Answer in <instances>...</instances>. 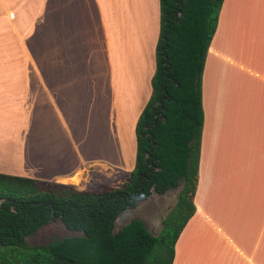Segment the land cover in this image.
Returning a JSON list of instances; mask_svg holds the SVG:
<instances>
[{
    "label": "crops",
    "instance_id": "1",
    "mask_svg": "<svg viewBox=\"0 0 264 264\" xmlns=\"http://www.w3.org/2000/svg\"><path fill=\"white\" fill-rule=\"evenodd\" d=\"M6 23L38 36H0V120L14 131L0 134V173L84 187L132 171L160 0H0ZM202 102L196 210L173 264H264V0L223 1Z\"/></svg>",
    "mask_w": 264,
    "mask_h": 264
},
{
    "label": "trees",
    "instance_id": "2",
    "mask_svg": "<svg viewBox=\"0 0 264 264\" xmlns=\"http://www.w3.org/2000/svg\"><path fill=\"white\" fill-rule=\"evenodd\" d=\"M224 0H160L152 94L137 122V157L120 187L74 185L0 173V264H173L195 213L204 122L202 80ZM181 190L158 234L118 219L153 192ZM59 221L71 235L28 238Z\"/></svg>",
    "mask_w": 264,
    "mask_h": 264
},
{
    "label": "rangeland",
    "instance_id": "3",
    "mask_svg": "<svg viewBox=\"0 0 264 264\" xmlns=\"http://www.w3.org/2000/svg\"><path fill=\"white\" fill-rule=\"evenodd\" d=\"M50 1L51 3L54 4V0H50ZM32 16L38 17V10L34 11L32 13ZM13 26H14L13 24L7 25L6 23V25H4L3 27L4 29L0 30V36L12 37L16 34V30L18 31L20 35L24 34L28 36H32L33 32L35 31V34L33 35L38 36V32L36 31V28L28 29V28L22 27L19 30L17 29V26H16V29ZM242 65L245 66L246 63H242ZM240 69L242 68L240 67ZM249 82H250L249 84L254 87L255 79H254V82H252L251 80H249ZM243 83L245 82L243 81ZM23 127H24L23 124L15 125L16 133H19L20 131L19 129L20 128L23 129ZM6 128H7L6 125L3 124L0 120V134H7V133L13 134L14 133L13 129L11 128L9 131H4ZM22 131L23 130H21L20 132ZM92 174H93L92 175L93 178L89 179V181H83L84 187L76 186L75 188L78 190H84L86 188L98 187L100 185L120 187L123 185V182H124L121 173L112 174L111 176H107V178H104L102 175H99V174L97 175L95 172H92ZM180 190H181V186L178 188L169 190L165 194H158L156 192H153L151 196H149L148 198L144 200H141L136 208L129 209L121 215V217L119 218L117 222V229H120L122 226L127 224L131 219L139 217L145 221L148 229L153 234H158L162 229L164 218L176 206ZM50 234H58L60 236H64V235H71L72 232L65 229L63 225L59 221H57L41 229L36 236L29 237L28 242L30 244L46 242L48 241Z\"/></svg>",
    "mask_w": 264,
    "mask_h": 264
}]
</instances>
